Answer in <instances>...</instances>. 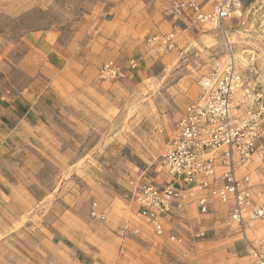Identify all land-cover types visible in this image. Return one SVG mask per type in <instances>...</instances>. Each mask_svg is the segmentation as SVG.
<instances>
[{"label":"rangeland","instance_id":"374dc122","mask_svg":"<svg viewBox=\"0 0 264 264\" xmlns=\"http://www.w3.org/2000/svg\"><path fill=\"white\" fill-rule=\"evenodd\" d=\"M169 2L159 0L163 15ZM106 3L0 0V89H26L14 105L20 121L8 123L16 130L2 142L0 167L18 188L12 204L0 209V264H251L231 256L240 251L233 244L246 249V239L264 243V219L250 221L240 234L222 225L224 207L216 204L213 215H187L189 226L200 222L207 231L192 240L182 230L186 244L180 247L156 236L123 195L131 179L164 181L161 155L213 62L231 50L236 68L264 87L262 1L247 0L240 17L218 26L187 28L164 15L171 28L158 33L178 31L174 48L158 56L145 54L148 33L134 42L119 40V47L111 33L103 38L97 22ZM41 31L55 42L51 60L28 42L29 34ZM130 58L137 68L128 67ZM107 60L124 76L99 77ZM247 171L264 194V126ZM197 243L203 245L196 250Z\"/></svg>","mask_w":264,"mask_h":264},{"label":"built area","instance_id":"2783aa9c","mask_svg":"<svg viewBox=\"0 0 264 264\" xmlns=\"http://www.w3.org/2000/svg\"><path fill=\"white\" fill-rule=\"evenodd\" d=\"M246 1L170 0L162 6L165 15L189 28L218 26L240 17ZM259 26V36L264 40V18ZM176 31L147 36L145 54L158 56L173 49ZM233 57L230 50L213 62L199 81L198 95L181 110L174 136L159 161L165 171L164 181L131 179L123 195L156 236L180 247L186 244L182 230L192 240L202 239L207 231L200 222L196 228L189 226V209L203 218L213 215L216 204H220L224 207L222 225L240 234L250 221L264 219V194L255 190L247 171L263 136L264 87L248 80L234 65ZM128 67L137 68V60L130 58ZM98 74L102 79H117L124 76V70L107 60ZM246 252L251 264H264L261 240L246 239ZM187 255L184 249L183 256Z\"/></svg>","mask_w":264,"mask_h":264},{"label":"crops","instance_id":"0c3cea01","mask_svg":"<svg viewBox=\"0 0 264 264\" xmlns=\"http://www.w3.org/2000/svg\"><path fill=\"white\" fill-rule=\"evenodd\" d=\"M160 7L161 6L159 5V0H154L149 3L143 2L140 5L136 6L130 4V2H128L127 0H108L106 6L104 5V7L101 8V11L98 12L103 14L104 17L99 18V22L97 23L98 25H100L99 29L106 32L103 38H107L105 37V35H109L111 33L112 38H114L112 40V45L119 47L121 46V44L118 45L119 40L121 42H123V40L134 42L136 40L138 41L140 37L146 33L152 35L160 31H169L171 28L172 20H168L167 17H165L167 15H165L164 13V16L161 13ZM27 39L34 50H37L38 52L41 51L46 59H49L50 57L51 60L52 55H50V53L51 50L55 47V42L51 40L49 32H34L29 34L27 36ZM94 40L95 39H92V47H94ZM110 40L111 39H109L108 41L110 42ZM144 48L145 46L143 43V49ZM44 52H46V54H44ZM25 91L26 89L22 91L16 90V92L14 93L11 89H5L4 91L0 89V161H2V142L4 138L14 133L16 130V128L14 127L9 128L8 123L12 121H20V117L16 116L13 113V111L15 110L14 107L17 106L16 102L18 101V98H20V95L18 94L25 93ZM198 93L199 90L196 96L198 95ZM29 109L30 107L21 114L22 119H25V117L29 113ZM16 112L17 114H20L18 113V111ZM13 181L14 180L8 178L3 168L0 167V209L3 206V203H6V205H11L12 201H14L13 191H16L18 187ZM193 212L195 213L196 211L192 208L189 210V212H187V215L191 213L193 214ZM130 231L132 232V230ZM245 233L246 231L244 232V235ZM234 243L235 244L233 245H236V247L240 251H235V253H233L231 256H237L238 254V257L236 258L237 261H245V259L247 260L248 257L245 253L246 249H242V243L240 241ZM201 245L203 244L197 243L195 245L196 250L201 247ZM209 247H212V249H217L216 246L213 247V243H210ZM223 254L225 255V253ZM196 262L197 261L190 262V264H195ZM209 264H213V261H210Z\"/></svg>","mask_w":264,"mask_h":264},{"label":"bare ground","instance_id":"6f19581e","mask_svg":"<svg viewBox=\"0 0 264 264\" xmlns=\"http://www.w3.org/2000/svg\"><path fill=\"white\" fill-rule=\"evenodd\" d=\"M250 53V52H249Z\"/></svg>","mask_w":264,"mask_h":264}]
</instances>
